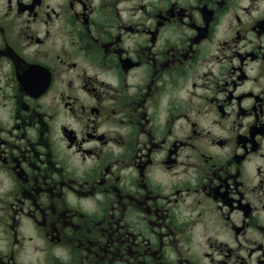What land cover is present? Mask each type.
I'll use <instances>...</instances> for the list:
<instances>
[{
  "label": "flooded vegetation",
  "instance_id": "1",
  "mask_svg": "<svg viewBox=\"0 0 264 264\" xmlns=\"http://www.w3.org/2000/svg\"><path fill=\"white\" fill-rule=\"evenodd\" d=\"M0 264H264V0H0Z\"/></svg>",
  "mask_w": 264,
  "mask_h": 264
}]
</instances>
